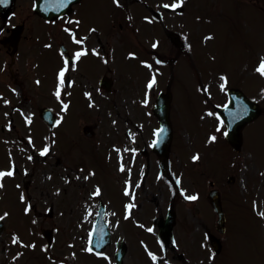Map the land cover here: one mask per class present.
Segmentation results:
<instances>
[{
    "label": "rangeland",
    "instance_id": "374dc122",
    "mask_svg": "<svg viewBox=\"0 0 264 264\" xmlns=\"http://www.w3.org/2000/svg\"><path fill=\"white\" fill-rule=\"evenodd\" d=\"M141 1L142 3H136L132 0H119V4L124 7L120 9L121 7L116 5L115 10H106V5L104 6L99 0H83L79 4L80 18L87 25L101 24L105 13L107 14V23L103 27L104 36L113 47L114 53H110V55L114 59L112 69L115 72L112 70L111 72L107 71L111 65L110 62L109 64L105 63L103 66L104 71L107 72L95 73L93 75L94 79L92 78L93 81L87 82L81 72H76V75L74 73L77 85L74 88V92H71L73 96L69 112L72 115L75 132H77V128L82 123L90 121L89 119L92 118V124H96L97 119H99L96 128V132L99 134L103 132L104 135L106 133L110 134L109 131H111L115 135L120 136L119 142L122 144L126 141L123 134L124 129L131 127V133L137 138V149L143 147V144H148L149 139L152 138V129L157 126L156 122L151 123L146 118L147 109L150 110L149 106L145 107L144 102L150 95L146 89L147 82L154 77L157 81L156 92L164 90L169 80L170 69H175L177 77L173 90L175 102L172 105L174 144L173 156L171 157L173 166L171 172L173 173L174 170L176 171L177 166H180L184 176L181 183L182 193L186 196L197 194L199 196L198 201L179 206L182 216L178 219V227H176L175 231V237L177 236L179 242V250L175 253H168L167 256L168 258L173 256V260L170 259L174 262L172 264H181V261L174 260L175 254H182L186 250H182L186 243L181 241V235L189 231L190 228L196 229L198 225H201L200 232L202 235L204 225L213 229L212 224L215 223V216L203 214L204 211L206 212L209 209V206L203 205L205 196L209 191L207 184L209 181H214L216 186L222 191L224 206L228 209L230 217H235L234 215L241 211L238 207L239 204L247 207L250 205V209L254 204H258L261 207L258 191L261 192L260 187H262L263 193L261 192V194L264 195V184L260 183H264V123L257 122L247 127L244 133L247 147L238 155L230 154V148L227 147L223 139L224 128L216 119L214 112H210L211 108H209L204 98L208 99L210 103L221 105L224 101L223 92L226 88L242 86L241 89L246 95L250 97L255 95L264 106V78L256 72L261 57H264V0H184V10L180 14L165 13L160 8L165 1L175 2L176 0H152L151 4L154 10L163 12L164 19L158 22V26L151 13L149 14L147 9L143 7V4L149 3L150 0ZM30 3L29 0H21L18 3L19 7L16 15L9 21L8 27L21 22L25 23V35L27 37L23 42V46L28 42H33L34 44L39 37V50L37 49L35 53V59L37 60V57L40 58L39 64L35 61L36 65L38 64V68L35 67L36 70L32 72V66L35 65V62H30L24 68L21 59L22 53H20L12 69L13 72H19L21 78H18L17 84H12L9 81V79L13 80L9 73L11 72L9 66L11 61L6 50L0 47V72H6L5 76L7 78L5 81L3 80L4 84L7 85V88L3 86L6 88V92L0 91V96L5 94L4 101L0 98L4 103L0 120L4 119L3 115L6 113L8 118L12 115L21 124L26 123H22L20 115L14 110L15 107L22 106L21 110H24L26 116H29V114H35L36 108L33 107L35 104L40 106L54 104L48 98L50 91L44 92V88L49 87L51 84L50 74L52 68L56 67V59L50 58V55H54V49L56 50L60 43L67 42L66 34L62 30L64 24H59L60 26L39 24L40 22L37 21V18L33 16L30 10ZM154 3L156 4L155 7ZM133 4L138 6L137 10H135L136 8ZM126 7L130 14H126L123 10ZM117 8L119 9L117 10ZM141 10L146 12L143 13ZM128 16L130 17L129 19ZM119 21L123 26L122 30L120 29ZM165 31L166 33L175 32L179 34L181 41L184 43V49L179 51L178 60L173 65L166 64L165 60L176 58L177 56L175 55L178 51L167 38ZM150 32L153 35L151 39L149 36ZM207 37H211V39H206ZM100 39L103 43L104 38L101 37ZM122 39L123 41L121 42ZM138 40L143 43L142 48L139 47L141 44L139 42L138 45ZM125 44L128 46H125ZM131 45L139 47L137 50L132 51L135 53V59L129 56L128 61L132 62L133 65L128 61L126 64L124 62V55L130 51ZM149 50H152L156 57L160 58L164 63L158 64L155 62V58L149 55ZM106 51H108L107 47ZM27 63V61H24V65H27ZM144 63L150 64V68L144 67ZM249 66L250 69L247 72L246 70ZM59 67L60 64L57 68ZM131 68L133 70L132 73L126 71L131 70ZM30 72L38 75L42 87H37L33 84V79L32 83L27 80ZM105 74L111 75L114 80V89L111 94H106L109 97L103 101L100 99L101 94L97 80ZM221 77L224 79L222 80ZM89 79L88 76L87 80ZM21 80L24 81L23 84ZM91 84L94 87L89 88ZM225 84L227 86H224ZM256 84L259 87H263L258 96ZM200 85L207 93L202 91L203 93L201 94ZM221 85H223V88ZM88 89L92 91H88ZM33 90L38 91V93L33 92ZM85 91L89 92L90 99L85 98ZM144 95L148 97H144ZM29 96L33 98L32 106L30 105ZM62 99L63 97L61 96L60 100ZM5 101L8 103H5ZM100 101H103V103L99 104ZM262 121L264 122V120ZM64 123L61 129L64 127ZM21 127L23 132L20 135H26V128L22 125ZM64 128L66 130L67 127ZM218 128L220 129L219 131H217ZM213 136L216 137L214 141L210 139ZM13 140L9 139V142H13ZM97 140L102 141L101 139ZM63 143L64 141L61 139L60 143L58 141L57 146L63 145ZM43 145L48 144L45 143ZM84 146L83 149H88ZM67 148H74V146L68 145ZM129 148H132V146H129ZM193 156H198L199 158L192 161ZM149 158L154 159V156L150 155ZM81 159V157H78L76 161L80 162ZM136 159L137 165L141 163L142 158L140 159L138 156ZM198 161H200V164H198ZM5 164V153L0 148V167ZM47 164L42 162L37 169L29 166L30 169H33V177L25 179L20 176V184L26 188L24 190L26 193L25 201L20 202L22 205L18 203L16 199L18 195L12 191L13 189L6 186L9 185V182L13 183V181L9 180L4 185L6 190L5 192L2 191L0 195V213L2 212L0 215L4 214V219L10 218V220L4 221L7 227L5 226V230L0 233V264H37V259H35L36 252L30 247L29 242L36 241L38 245L41 243L44 247L45 240L41 238V229H51L53 227L57 229V241L55 242L54 251L52 250L53 253H50L56 262L65 261L64 263L67 262L68 264H88L89 261V264H91L89 259L86 261L79 255H77V261L73 257L66 260L64 258L71 251L81 254L80 249L84 245L83 237H85L88 223L79 208L83 207L81 206L82 203H87V206L91 205L88 203H95L87 198V193L91 191V186L80 189L70 188V185H62L56 188L53 179L44 178V176H48L51 173V169ZM73 165L75 166V164ZM107 170L110 171V168H107ZM155 170L156 167H152L148 179L145 178L147 182L150 183L152 181ZM140 173L138 166L137 175L133 181L135 186H140L142 183ZM229 176L235 177V185L230 190L231 193L226 190L228 186L226 178ZM121 177L122 179L124 178V176L117 178ZM28 181H33L35 194L32 188L28 190ZM121 181L120 179L118 185L120 189ZM74 185H80V183L75 180ZM152 185L155 190L151 191L153 189L150 188L148 196L142 193L137 201L145 200L146 197L151 198V193L154 192L157 195L160 194L159 187L155 184ZM142 187L141 190L143 191ZM174 188V186L170 187L169 185L168 188H160L163 200L160 199V195L159 198H155L157 207V212L155 211V213L158 216L160 213H165V205L169 203L170 195L176 191ZM54 189L56 190L54 191ZM105 189L103 185L104 192L102 197L107 201L106 199L109 196ZM116 189L119 191L118 188ZM7 194L9 200L7 199ZM74 194L78 196V200L72 205L70 202H74ZM178 196L179 198L175 197L173 199L175 204L182 202V195L178 194ZM70 197L73 198L72 201L68 200ZM253 199H256V202H253ZM14 200L16 203H11ZM119 201L118 197L114 198L116 205H119ZM28 202L33 207L29 210L30 214H25L24 216L23 211L21 213V208ZM237 202L239 203L236 206ZM65 203L68 204L65 205ZM69 204L74 210L73 213L69 210ZM108 204L111 205V203ZM51 206L56 208L55 219L48 217V211ZM117 208L115 205H111V228L114 241L122 239L129 245V248L131 246L129 257L126 258L125 264H157L152 259L146 258L145 252H143L139 244L140 241H138L139 238L150 241V237L144 234L142 228L134 227V222L138 223L139 219L143 218L145 214L141 215L139 211H133V215L136 217L130 218L132 226L130 222H123L121 217L122 209L121 207ZM116 211H119V214H116ZM188 219L191 221V225H188ZM14 220L18 221L21 228L12 226L11 221ZM25 220H32L37 233L35 238L34 232L28 229L27 221ZM208 223L211 225H208ZM147 224L150 225L151 223L147 222ZM11 229L13 234L21 237L20 240L18 239L21 242V246L18 242L13 243L14 236L9 234ZM196 232L198 231H194V234ZM137 234H140L141 237ZM196 235L198 236V234ZM186 238L188 239L187 235ZM255 238H259L260 241L263 240L259 235L251 236L242 231L241 224L237 225L236 223V227H234L232 223L229 232L225 236L220 237L222 240L220 254L215 255L205 241L206 247L209 246L207 251H202L201 255H196L195 252L188 253L193 254L195 258L190 259L191 262H185V264H199L200 260L201 264H208L207 262H210V264H264V246L262 244L257 245ZM152 247L157 250L154 245ZM113 250V248H110L106 253L112 256ZM158 252L161 258L165 256L160 249ZM187 255H183V257L186 259ZM213 259H215L214 262ZM102 264L110 263L102 262ZM160 264L171 263L163 261Z\"/></svg>",
    "mask_w": 264,
    "mask_h": 264
},
{
    "label": "snow or ice",
    "instance_id": "6c2138e0",
    "mask_svg": "<svg viewBox=\"0 0 264 264\" xmlns=\"http://www.w3.org/2000/svg\"><path fill=\"white\" fill-rule=\"evenodd\" d=\"M56 2H57V4H58V6L59 7H65L68 3H70L71 2V0H56ZM8 3H9V0H0V6H7L8 5ZM113 3H115V4H117V6H119V0H113ZM184 3V0H176V2H173L171 5H169V4H164L163 5V7H165V8H169V7H171L173 10H175V9H177V8H180L181 6H182V4ZM77 23H79L78 21H77ZM92 31H94V30H92ZM206 39H211V37H207ZM77 43H81L82 41H79V40H77L76 41ZM153 47H155V45H153ZM86 53L85 52H77V53H75V59L76 60H78L81 56H83V55H85ZM93 54H96L95 52L93 53ZM68 61L67 60H65V68L64 69H62L60 72H59V74H58V85H57V90H56V92L54 93L55 95H56V97L57 98H59L60 97V95H61V93H60V88H61V86H63V84H64V74H65V70L67 69V67H68ZM75 63V61H73V64ZM256 72L259 74V75H261L262 77H264V57H261V59H260V62H259V64H258V66H257V68H256ZM221 79L223 80L224 78L223 77H221ZM155 83V78L153 77V79L148 83V85H147V87L148 88H151L152 87V85ZM221 87L223 88V85H221ZM5 103H8L7 101H5ZM67 105H64L63 106V108L64 109H67ZM247 112H248V109L245 107V108H243V114H247ZM7 115V114H6ZM30 119V118H29ZM60 123V121L59 120H57L56 121V124H59ZM220 129L218 128L217 129V131H219ZM164 129L162 128V129H160L159 130V132L158 133H156L158 136H162V134L164 133ZM225 135H227V133H225ZM211 140H215L216 139V137H211L210 138ZM157 143V141H153V145H155ZM48 151H49V149L47 148V147H45L41 152H40V155L41 156H45L47 153H48ZM199 157L198 156H193V160L195 161V160H197ZM29 159H31V157H29ZM121 171H123L124 169H123V165H121V169H120ZM14 175V172L12 171V170H8V171H0V180H2L4 177H11V176H13ZM85 179H87V177H85ZM176 184L177 185H179L180 184V181H179V179H177V181H176ZM137 186H139V185H137ZM0 187H3V185L2 184H0ZM129 193H128V191H127V189L125 190V195H128ZM182 195H183V193H181ZM95 195H99V189H97V191H96V193H95ZM24 199V197H23V195L21 196V200H23ZM185 199H187V200H189V201H195L196 199H197V196H195V195H191V196H185ZM128 207H131V205H129ZM254 207H255V204H254ZM25 211L27 212L28 211V209H25ZM89 215H91V212H89L88 213ZM5 215H7V214H5ZM260 216H261V218H264V212H262V213H260ZM4 219V217L3 216H0V220H3ZM148 231L149 232H151L152 231V229H148ZM91 237H92V234L90 233L89 234V243H91L92 242V240H91ZM207 238V237H206ZM17 242V238L16 237H14L13 238V243H16ZM88 251H91L92 249L91 248H89V249H87ZM149 255L151 256V258L153 259V261H155L156 260V257L154 256V255H152L151 253H149Z\"/></svg>",
    "mask_w": 264,
    "mask_h": 264
},
{
    "label": "water",
    "instance_id": "95a60500",
    "mask_svg": "<svg viewBox=\"0 0 264 264\" xmlns=\"http://www.w3.org/2000/svg\"><path fill=\"white\" fill-rule=\"evenodd\" d=\"M160 108H161V106H160ZM156 115L159 117L160 122L164 123L166 128L169 130V123H168V121L166 120V117H165L166 116V111L164 112V114H161V112L158 111V113Z\"/></svg>",
    "mask_w": 264,
    "mask_h": 264
},
{
    "label": "flooded vegetation",
    "instance_id": "af4514ba",
    "mask_svg": "<svg viewBox=\"0 0 264 264\" xmlns=\"http://www.w3.org/2000/svg\"><path fill=\"white\" fill-rule=\"evenodd\" d=\"M144 229H145V230H148V228H146V226H144ZM122 244L126 246V250H127V252H128V247H127V245H126L125 242L122 243L121 241H116V242H115V253L118 252V250L120 249V246H121ZM125 246H122V249L125 248ZM115 253H114V254H115Z\"/></svg>",
    "mask_w": 264,
    "mask_h": 264
}]
</instances>
